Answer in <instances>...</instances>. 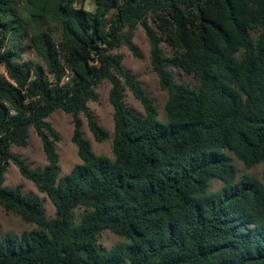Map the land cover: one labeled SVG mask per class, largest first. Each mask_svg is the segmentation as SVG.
Instances as JSON below:
<instances>
[{
	"label": "trees",
	"instance_id": "16d2710c",
	"mask_svg": "<svg viewBox=\"0 0 264 264\" xmlns=\"http://www.w3.org/2000/svg\"><path fill=\"white\" fill-rule=\"evenodd\" d=\"M86 1L0 0V207L35 225L19 236L0 229V264H264V182L238 180L234 162H264V0H93V10ZM138 27L168 94L165 122L117 53L125 46L140 57ZM104 82L113 159L82 131L81 116L97 142L109 138L88 106ZM125 90L143 115L127 107ZM59 110L73 118L81 159L64 176L47 122ZM32 130L42 170L11 151L27 147ZM10 163L50 199L54 217L38 196L5 186ZM213 180L223 186L210 192ZM105 231L122 244L107 251Z\"/></svg>",
	"mask_w": 264,
	"mask_h": 264
},
{
	"label": "rangeland",
	"instance_id": "374dc122",
	"mask_svg": "<svg viewBox=\"0 0 264 264\" xmlns=\"http://www.w3.org/2000/svg\"><path fill=\"white\" fill-rule=\"evenodd\" d=\"M84 5L86 9L93 10L94 1L87 0ZM57 32H59L57 33L58 35L61 30L59 29ZM134 43L140 53L139 58L134 57L125 46H122L117 53L123 56L124 68L131 74V76L142 83L147 94L155 101V105L159 112V118L165 122L167 120L165 105L168 100V94L161 89L159 78L153 71L150 56V45L141 27H138L135 31ZM164 48L167 52H169L166 46H164ZM23 54L25 62L33 60L32 51L27 45L23 47ZM174 72L178 82L188 84L191 87H196L198 85L194 76L186 75L184 72L178 70H174ZM0 77L7 79L6 71L2 66H0ZM110 88L111 85L108 82H104L97 89V94L99 96L98 101L91 102L88 105L98 123L109 133V138L103 142H97L88 128L86 119L83 116H81V119L83 134L85 138L91 142L93 151L97 155H104L113 159L114 109L109 99ZM124 94L127 107L132 109L134 112L143 115L144 108L140 102L135 99L132 93L125 90ZM47 122L52 125L60 136V141L57 143V151L60 155V165L62 168L61 176L67 175L76 165L81 163L77 147L72 142L74 133L73 118L59 110L52 113L47 119ZM11 151L13 154L21 157L28 164H30L33 169L42 170L47 165V159L41 140L34 130L30 133L29 144L27 147L23 148L14 146ZM234 162L240 172L238 180L242 175L248 174L264 182V162L251 169L245 168L244 165L237 160ZM5 186L13 188L20 186L24 194L38 196L44 203L47 216L50 218L55 216V207L50 199L45 194L40 193L31 181L23 178L18 168L13 163L9 164L5 176ZM222 186L223 183L221 181L213 180L209 191H217ZM34 228L35 225L24 222L20 217L12 213H7L2 207H0V229L3 235L13 234L19 236L23 232ZM99 241L107 251H111L117 246H120L123 239L117 237L110 231H105L100 235Z\"/></svg>",
	"mask_w": 264,
	"mask_h": 264
}]
</instances>
